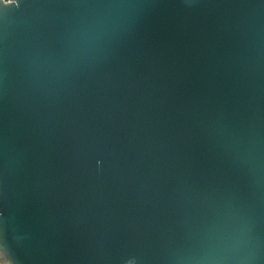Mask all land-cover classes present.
I'll return each instance as SVG.
<instances>
[{"label":"water","instance_id":"95a60500","mask_svg":"<svg viewBox=\"0 0 264 264\" xmlns=\"http://www.w3.org/2000/svg\"><path fill=\"white\" fill-rule=\"evenodd\" d=\"M1 264H264V0H0Z\"/></svg>","mask_w":264,"mask_h":264},{"label":"built area","instance_id":"2783aa9c","mask_svg":"<svg viewBox=\"0 0 264 264\" xmlns=\"http://www.w3.org/2000/svg\"><path fill=\"white\" fill-rule=\"evenodd\" d=\"M1 264V263H0Z\"/></svg>","mask_w":264,"mask_h":264}]
</instances>
